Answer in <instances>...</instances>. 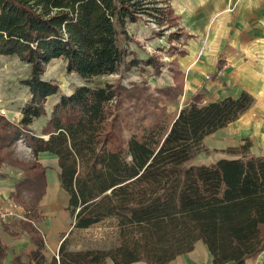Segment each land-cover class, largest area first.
<instances>
[{
    "label": "trees",
    "instance_id": "obj_1",
    "mask_svg": "<svg viewBox=\"0 0 264 264\" xmlns=\"http://www.w3.org/2000/svg\"><path fill=\"white\" fill-rule=\"evenodd\" d=\"M173 1L0 0V57H17L30 69L21 84L31 98L21 107L20 120L0 112V177L7 178V166L22 173L10 199L26 212L14 226L21 233L0 224L14 238L26 233L35 246L28 255H16L13 264H170L193 252L199 241L213 264H245L264 251V158L250 155V141L225 151L235 159L190 165L209 152L204 140L237 122L254 97L244 91L206 104L198 92L173 116L166 105L184 95L185 74L180 87H166L157 96L136 82L124 84L134 68L160 74L165 66L157 56H138L129 24L143 22L159 39L180 27L177 35L168 34V42L185 35L184 47L168 51L170 68L188 55L193 36L178 23ZM53 60H64L67 72L86 83L119 79L61 94L59 85L43 78ZM58 95L48 110V99ZM41 118L46 123L38 134L32 128ZM21 140L32 152L31 161L16 156ZM41 153L58 158L74 229L116 222L110 249L72 251L64 241L58 255L46 259L39 222L48 183ZM8 251L0 239V264Z\"/></svg>",
    "mask_w": 264,
    "mask_h": 264
},
{
    "label": "rangeland",
    "instance_id": "obj_2",
    "mask_svg": "<svg viewBox=\"0 0 264 264\" xmlns=\"http://www.w3.org/2000/svg\"><path fill=\"white\" fill-rule=\"evenodd\" d=\"M201 1L203 0H175L173 1L172 5L175 9V12H178L179 15L181 12L180 8L194 7ZM251 1L254 3V5L249 7L247 11V15H249L248 24L243 22L244 24L242 25L244 26L243 28H245L246 32L252 33L254 30L253 34L255 41H252L251 39L249 41L250 46L247 45L246 47H241L240 49L235 50L228 48L227 50L221 51L216 56L210 55L207 56L206 59L203 58L204 60L201 61L202 65L206 66V68H208L207 71H211L212 73L207 75V82H209L208 88L205 87L204 84H201L200 93L203 95V100L205 103H208V101L222 100V98L227 95L237 97V95L242 91H248L250 94H253L255 101L254 105L247 112V114H244L243 117H241L240 121H238L234 127L237 131H239L238 133L242 134L243 136V138L239 140L240 145H244V139L249 138L252 145L250 153H254V155L257 157L264 158V81L262 82L260 79L257 81H244V77L243 81L241 79V68L247 70V74L251 71L255 75L259 73L263 74L264 76V38L260 37V35L264 34V0ZM233 5H236V2H234ZM241 12L243 13V10H241L238 14ZM234 18L236 19L237 16L234 15ZM184 21L182 17L181 20L178 21V23L181 24V27L185 24ZM215 23L216 19L211 18L206 33L203 35L201 34L194 36V39L188 41V46L192 47L193 43H196L197 45L202 44L204 49L202 48L200 55L206 53V46H210V29L213 30ZM180 29V27L172 28L170 32L166 34L167 36L159 39L152 37V32L143 22L128 25V32H130L131 38L136 40V42H134L131 47L137 52L138 56L142 59H146L148 54L157 56L160 58V61L165 64V66H163L160 74H154L151 68H148L145 71L134 68V70L127 73V78L124 81L126 86L129 87L132 83L135 84L136 82L153 92L155 96H157L156 91H164L166 87H174L176 84H178L180 87V84L183 83L184 72L181 69V65L176 66V63L175 65L173 64V70L170 68L173 59H171V55L168 54L169 50L171 51L177 47H184L181 44L185 39L184 34L181 35L180 42H168V34L174 35L177 32H181ZM251 42H253V44ZM205 43H207V45ZM188 46H186V50H188ZM215 60H218L219 62L221 61L220 64L222 71L218 79H215L216 77L213 78L215 73L213 74V70L211 69L212 63ZM181 64H183V62H181ZM66 68L67 63H65L64 60H53L47 66L45 75L43 76L45 80L53 81L55 84L59 85L61 94H71V92H73L78 86H82L84 84L105 86L106 83H115L119 79V76H106L95 78L90 83H86L75 74H69ZM178 69L181 70L182 73H178ZM29 73V67L26 64H23L19 58L8 56L0 57V112L14 122L19 121V113L22 109L21 107L25 101H27L30 95L27 92V89L21 84L22 81L27 79ZM224 77L226 82H224ZM259 83H261L263 87H260L258 85ZM59 96L61 95L52 97L48 100L46 104L48 110H52V106L59 101ZM189 102V99L187 100L180 97L176 103H168L166 105L167 111L174 116L180 108L183 109L188 107L190 105ZM45 120V118L37 120L34 129H32L36 132L37 130L40 131V128L46 123ZM228 132L229 131L226 130V132L221 135L222 137L227 138L226 141L228 140ZM15 152L17 158L20 160H32V152L22 140L16 144ZM226 156L231 157V155L227 154L226 152L222 153L219 151L209 150V152H203L200 157H196L195 160L190 163V165H210L211 163H214L215 161ZM4 171H8L9 175L13 173L15 176L21 173L17 169L10 166L4 167L3 172ZM25 213L26 212L24 210V215ZM0 222H4L8 225L11 224L10 230L12 232L21 231L20 228L14 227L15 224L20 222V220H11L5 222L0 218ZM103 232L104 231L100 229H96L93 232L82 234L81 236L78 235L76 236L75 242H77L79 245L81 244V250L110 249L114 245L113 238L115 236L112 235V232L111 235L109 234V236H106ZM5 234L7 236L10 235L4 231L3 225L0 224V235L5 236ZM110 236L112 240H109ZM68 248L70 249L69 244Z\"/></svg>",
    "mask_w": 264,
    "mask_h": 264
},
{
    "label": "crops",
    "instance_id": "obj_3",
    "mask_svg": "<svg viewBox=\"0 0 264 264\" xmlns=\"http://www.w3.org/2000/svg\"><path fill=\"white\" fill-rule=\"evenodd\" d=\"M234 2H236V5H233ZM253 5L254 3L251 0H203L194 7L180 8L181 12L179 15L178 12L177 13L175 12V9L172 5L175 15L180 17V20L182 17L183 21L184 20L187 21V22L184 21L185 24L182 27L188 34L193 36L190 40L194 39V36H198L201 34L203 35L204 33H206L211 18L216 19V23L214 25L213 30L210 29V34H209L210 46L208 47L206 46L205 49L206 53L200 55L202 52L203 45L201 44L202 45L201 46L200 44L197 45L196 43L195 44L193 43L192 47L190 46L187 47L188 55L185 56L184 58H178L179 65H181V69L185 74V86H184L185 92L182 98L191 100L196 93L200 92L201 84H204V86L208 88L209 82H207V78H208L207 75L208 74L210 75V73L212 72L207 71L208 68H206V66H203L201 62L202 60L206 59L207 56L210 55L216 56L218 53L227 50L228 48L229 49L232 48L233 50L240 49L241 47L243 48L249 45L250 44L249 41L251 39L252 41H255L253 34L254 30L252 31V33L246 32L245 28H243L244 26L242 25L244 24L243 22H246L248 24L249 15H247V11L249 7ZM241 10H243V13L241 12L242 14L241 13L238 14ZM234 15L237 16L236 19L234 18ZM260 37L264 38V34L260 35ZM251 43L253 44V42ZM205 44L207 45V43ZM181 62H183V64H181ZM218 65H219L218 60H215L212 63L211 69L213 70V74L215 73L213 75V78L216 77L215 79H218L220 77L222 71L221 69V71L217 72ZM241 73H242L241 74L242 81H243V77L245 78L244 81L246 80L257 81L259 79L262 82L264 81L263 74L257 73V75H255L251 71L247 74V70H244L243 68H241ZM224 82H226V79L224 80ZM258 85L260 87H263L261 83H259ZM240 94H238L237 96H239ZM250 95L253 96L252 93ZM229 96L230 95H227L225 97H229ZM30 98L31 95H29L27 101L30 100ZM27 101H25V103ZM211 102H215V101H208V103ZM181 109L182 108H180L176 112V114L179 113ZM247 112L245 114H247ZM20 117H21V111L19 113V120ZM240 119L241 118H239L237 122L228 125L222 130H219L218 132L209 135V137H207L204 140L203 146H205L208 149V151L209 150L219 151L222 153H224L229 148L240 147L241 145L239 140L242 139L243 136L242 134L238 133L239 131H237L234 127L238 123V121H240ZM42 127L40 128V131ZM226 130L229 131L227 133L228 136L227 141H226L227 138L221 136L223 135L224 132H226ZM40 131L37 130V133L40 134ZM245 139L249 140V138H245ZM202 154L203 152L198 154V156L200 157ZM250 155L253 156L254 153L253 154L250 153ZM224 159H235V157L226 156L211 164H215ZM39 162L47 168L46 180L48 185H47L46 196L42 199L40 203L42 219L39 222L40 229L46 238V247L44 251L46 259L49 262L52 261L53 257L57 256V254L59 253L58 252L59 248L64 241L68 242L71 250L82 251L81 244L79 245L77 242H75L76 236L78 235L81 236L82 234L93 232L96 229H100L104 231L103 233L106 236H109V234L111 235L112 232L113 233L112 235L115 236L113 238L115 244L116 231H117L115 221L110 220L103 224L96 225V227L94 228H89V229L76 230L73 228L75 223L70 214V211L68 210L70 196L69 194H67V192L63 190L61 186V182L59 179L60 167L58 165V158L51 153L50 154L41 153L39 155ZM4 174L8 176L7 178L0 177V212L8 211L9 205L13 202L10 199L11 197L10 194L15 191L17 182L22 178V173H19L17 176H15L13 173L9 175L8 171L7 172L4 171ZM19 209H20L19 212L23 215L24 209L21 208ZM18 232L21 233V231ZM0 239H2L3 243L9 247V251L7 252L8 256L4 260L3 264H13V259L15 258L16 255L20 256L24 253L28 255L30 254L31 251L35 249V246L31 242L29 236L24 232L23 234L20 235V237L17 238H14L10 235L7 236L6 234L5 236L0 235ZM110 239L111 236L109 237V240ZM25 260H28L27 256H25ZM107 264H113V262L107 261ZM133 264H146V263L140 262ZM170 264H213V262L208 248L203 244L202 241H199L195 245V250L193 252L178 257ZM227 264H235V263H227ZM245 264H264V251L248 259Z\"/></svg>",
    "mask_w": 264,
    "mask_h": 264
},
{
    "label": "built area",
    "instance_id": "obj_4",
    "mask_svg": "<svg viewBox=\"0 0 264 264\" xmlns=\"http://www.w3.org/2000/svg\"><path fill=\"white\" fill-rule=\"evenodd\" d=\"M20 207L17 206L14 202L9 205L8 211L0 212V218L3 219L5 222L8 220H23L24 214L22 215L19 212Z\"/></svg>",
    "mask_w": 264,
    "mask_h": 264
}]
</instances>
